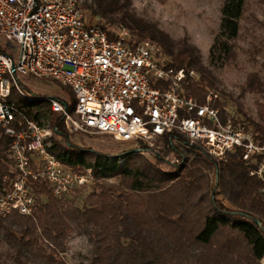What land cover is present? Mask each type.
I'll return each instance as SVG.
<instances>
[{"label":"trees","instance_id":"1","mask_svg":"<svg viewBox=\"0 0 264 264\" xmlns=\"http://www.w3.org/2000/svg\"><path fill=\"white\" fill-rule=\"evenodd\" d=\"M155 1L165 5L169 0ZM253 3L264 5V0H223L211 64H235L240 51L253 61L261 54L257 45L247 49L239 45L242 21ZM81 6L113 37L124 27L137 43H157L169 68L185 69L183 85L189 97L205 104L209 92L218 93L215 106L222 122L242 125L264 143V103H258V119L250 117L242 104L237 108L244 119L231 117L223 98L234 97L203 64L188 37L173 40L158 21L140 17L132 0H94ZM251 17L250 28L264 31V18ZM192 71L197 76L192 77ZM247 93L264 95L260 72L249 73L240 86V95ZM11 101L30 119L40 120L50 111L45 102H28L14 95ZM53 125L64 141L55 139L53 148L62 163L75 171L92 168L94 180L62 199L46 183L33 184L36 204L32 215L15 212L0 217V246L5 247L0 264H68L62 255L76 230L91 243L87 264H263L264 184L251 176L256 163L244 161L241 150L220 161L175 131L156 140L158 150L135 141L138 149L125 153L122 165L121 159L110 157L99 163L105 157L90 150L97 162L86 163L74 160V153L68 152L74 144L61 117L55 116ZM11 143L12 138L0 132V194L15 178ZM154 151L152 162L144 154ZM132 156L136 158L131 160ZM109 178L118 180L101 182ZM89 187L82 206H77L72 198Z\"/></svg>","mask_w":264,"mask_h":264},{"label":"built area","instance_id":"2","mask_svg":"<svg viewBox=\"0 0 264 264\" xmlns=\"http://www.w3.org/2000/svg\"><path fill=\"white\" fill-rule=\"evenodd\" d=\"M81 0H0V39L19 46L17 55L0 40V132L12 138L15 178L0 194V217L31 216L33 184L46 183L62 199L90 185L93 169L75 171L54 152L59 116L69 134L110 135L120 142L153 143L177 131L220 161L242 151L255 162L250 172L264 184V143L242 125L223 123L209 92L205 104L187 95L185 69L169 68L160 46L135 42L124 27L115 36L88 20ZM70 87L74 105L36 99L18 86V75ZM191 76H197L192 71ZM13 84L28 102L49 104V119H30L11 101ZM264 196V185L262 187Z\"/></svg>","mask_w":264,"mask_h":264},{"label":"rangeland","instance_id":"3","mask_svg":"<svg viewBox=\"0 0 264 264\" xmlns=\"http://www.w3.org/2000/svg\"><path fill=\"white\" fill-rule=\"evenodd\" d=\"M94 0H81L82 4L90 5ZM133 9L143 18L158 21L160 27L169 34L173 40H179L188 37L189 43L196 46L200 52V57L204 65L210 67L213 74L222 82L226 92L231 94L234 99L230 97L223 98L227 102L226 109L231 117H238L244 119L238 113L237 104H242L244 111L252 118L258 119V103H264V95L247 93L244 96L240 95V86L245 83L249 73L258 71L264 77V31L253 30L250 28L252 21L251 16L254 14L259 19L264 18V5L253 3L247 13V19L242 21L243 34L239 40L240 47L247 49L252 45H257L262 52L257 56L256 61L250 60V56L240 51L238 61L235 64L216 66L211 64L210 51L214 44L216 35L221 26L222 15L221 7L223 0H169L167 4L161 5L155 0H132ZM88 20L92 22L90 11L84 8ZM99 20V19H98ZM96 20V21H98ZM249 29V30H248ZM2 40L7 50H14L17 55V44ZM18 86L29 96L36 99H45L53 97L67 101L70 106H73L74 95L70 87L64 86L54 80L37 79L31 76L18 75ZM14 96L22 98L13 84ZM49 112L45 113L46 119ZM54 119V117H53ZM62 137L56 136L58 141ZM70 141L74 147H68V152L74 153V160H82L86 163L97 162V155L105 158L98 159L102 163L106 157L121 159L120 164H124V154L138 149V144L135 141L120 142L110 135L97 133H73L70 134ZM64 143L63 140H61ZM149 146L159 149L157 142L147 143ZM94 151L97 155L89 152ZM156 151L152 153H145V157L155 162ZM57 155L59 153H56ZM116 157V158H115ZM107 158V159H110ZM136 156H132L135 159ZM174 159V158H173ZM167 170V167H164ZM117 178L102 179L101 182H116ZM91 187L87 188L78 197L72 199L77 206H82V203L90 192ZM5 249L0 246V252ZM91 255V243L87 237L79 231H75L67 243V252L63 254V258L68 264H87ZM264 264V259L262 261Z\"/></svg>","mask_w":264,"mask_h":264}]
</instances>
